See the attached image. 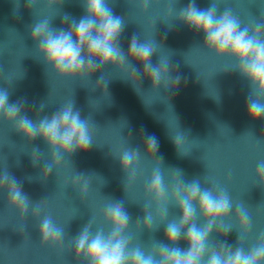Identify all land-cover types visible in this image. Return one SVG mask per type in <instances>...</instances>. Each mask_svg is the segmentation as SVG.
Returning <instances> with one entry per match:
<instances>
[{"label": "water", "instance_id": "obj_1", "mask_svg": "<svg viewBox=\"0 0 264 264\" xmlns=\"http://www.w3.org/2000/svg\"><path fill=\"white\" fill-rule=\"evenodd\" d=\"M84 2L61 0L58 8L49 9L43 0L33 7L25 0H0V90L7 89L9 103H20L21 114L33 121L51 117L73 101L81 118L89 119L93 141L87 152L61 157L52 167L51 151L41 138L29 141L0 117V179L7 172L30 201L22 216L8 206L7 190L0 189V264H88L75 256L73 240L89 223L93 234L102 229L108 235L111 225L103 213L112 203H121L129 216L123 235L130 249L147 253L154 244L167 245V224L178 222L181 211L169 196L168 214L160 223L164 207L158 210L146 193L155 172L168 193L179 181L186 185L194 180L202 188L226 190L233 209L221 226L231 229L227 234L213 231L208 247L248 251L264 234V187L255 175L257 163L264 161V118L250 119L247 103L255 95L233 58L219 57L204 46L203 33L186 26L179 13L190 3L199 10L213 3L218 17L229 10L241 28L254 29L264 24V0H150L147 9L143 0H106L113 15L125 22L117 41L122 52L127 55L135 37L156 49L152 66L169 64L170 76L158 88L142 76L143 65L136 61L121 68L106 66L91 77H60L44 63L31 38L32 27L51 18V28L68 30L86 14ZM176 77L179 85L173 90ZM102 83L107 84L103 93ZM149 136L158 143L155 156L144 152ZM174 137L181 138L180 152ZM131 149L139 158L126 173L119 157ZM45 167H52L47 179ZM85 183L87 195L81 196ZM36 204L39 215L33 214ZM237 204L250 223L241 235L234 218ZM146 212L153 220L148 230L142 226ZM44 216L63 228L62 247L41 245ZM196 224L203 226L198 212ZM172 246L188 248L183 236Z\"/></svg>", "mask_w": 264, "mask_h": 264}, {"label": "clouds", "instance_id": "obj_2", "mask_svg": "<svg viewBox=\"0 0 264 264\" xmlns=\"http://www.w3.org/2000/svg\"><path fill=\"white\" fill-rule=\"evenodd\" d=\"M27 6L33 7L40 0H25ZM61 0H43L45 7L58 8ZM150 0H143L147 9ZM86 14L79 22H73L68 30H56L50 27V19L38 21L32 27L31 38L37 44V53L44 63L60 77H77L87 74L89 77L106 66L124 67L125 62L136 61L143 65V77L151 80L152 88H158L164 78L169 75V64L152 66L150 61L156 49L147 43H138L132 38L127 55L119 47L117 41L124 27V20L115 16L106 0H85ZM216 6L212 3L207 10H199L190 3L179 13V19L188 27L204 35V46L217 56H230L236 62V68L242 77L251 85L255 99L247 103L250 119L264 118V24H256L255 28L245 26L225 10L219 17ZM68 20V16L64 17ZM162 47V44H159ZM130 80V79H129ZM102 83V93L106 91ZM179 85V77L174 79L173 90ZM41 108L44 107L42 104ZM20 103L10 104L7 89L0 90V117L29 141L41 138L51 151V166H58L61 157L87 152L92 145L89 119H82L79 111L74 110L73 101L63 106L51 117L45 116L38 121L22 115ZM178 152L181 151V138L174 137ZM145 153L155 156L158 143L149 136L144 145ZM139 158L136 150H126L120 155V164L124 172L134 169ZM160 161V160H159ZM36 159H33V164ZM46 168L43 176L47 179L52 170ZM180 172L179 170H176ZM181 173V172H180ZM258 183L264 187V161L258 162L255 172ZM134 178V175L131 177ZM0 188L7 190L8 206L20 212L28 213L30 201L21 191L17 181L7 172L0 179ZM88 186L80 188V195L86 196ZM159 210L164 207L160 217L163 223L167 217L168 197L181 211L178 222L173 220L167 224L165 237L168 244H154L151 252L140 247L130 249V240L123 234L129 225V216L121 203H112L103 213V219L111 225L108 235L103 230L93 234L91 224L86 225L73 240L74 253L77 258L84 257L88 264H264V234L248 251L242 247L233 250L230 247L215 245L209 249V237L216 231L224 233L231 229L221 226L230 217L233 203L227 191L219 188H202L198 180L189 184L179 181L168 193L163 185L159 172H155L146 188ZM235 221L239 234L247 233L250 223L242 204L235 205ZM39 204L33 208V214H40ZM197 212L203 220V226H197ZM145 230L153 228V220L148 212L143 218ZM41 245L62 247L64 240L63 228L57 227L50 216H44L39 225ZM239 235V238H240ZM183 236L188 244L186 250L174 247ZM206 258V259H205Z\"/></svg>", "mask_w": 264, "mask_h": 264}, {"label": "snow or ice", "instance_id": "obj_3", "mask_svg": "<svg viewBox=\"0 0 264 264\" xmlns=\"http://www.w3.org/2000/svg\"><path fill=\"white\" fill-rule=\"evenodd\" d=\"M0 189H2V188H0Z\"/></svg>", "mask_w": 264, "mask_h": 264}]
</instances>
